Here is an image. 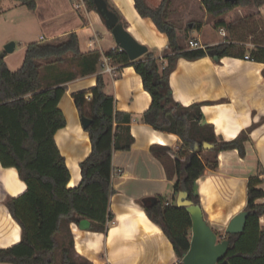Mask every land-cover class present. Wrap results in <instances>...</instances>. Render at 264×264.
<instances>
[{
	"label": "trees",
	"instance_id": "1",
	"mask_svg": "<svg viewBox=\"0 0 264 264\" xmlns=\"http://www.w3.org/2000/svg\"><path fill=\"white\" fill-rule=\"evenodd\" d=\"M14 1L29 9L36 7L35 0ZM86 2L97 11L93 0ZM107 2L126 27L120 11L110 0ZM202 3L207 13L216 18L215 26L220 28L232 25L231 21L221 18L224 14L236 7H259L264 0H202ZM135 7L142 17L151 18L157 28L167 34L165 62L161 63L152 51L135 61L118 47L106 55L115 64L133 66L142 77L144 88L152 96L150 107L143 113V121L157 130L175 133L182 140L183 147L176 152L167 145L151 146L153 154L163 162L168 178L174 181V199L184 190L189 199L200 204L196 182L207 166L201 153L206 150L215 158L220 151L238 149L240 155L245 156L248 134L243 131L229 141L219 138L213 124L202 122L203 103L184 106L174 99L169 77L181 57L190 60L207 55L217 59L234 55L243 57L245 47L224 42L205 49L185 50L181 40L188 27L183 29L169 20V0H162L157 7L149 6L145 0H135ZM2 11L0 6V13ZM68 54H72L85 72H95L101 67L102 52L83 53L76 32L70 33L68 39L59 44L29 43L23 64L16 70L10 69L5 59L0 58V161L4 167H16L27 185L23 194L7 200L11 215L22 228L21 240L13 246L0 248V262L96 264L77 252L70 225L89 219V230L105 233L112 217L110 201L116 193L112 183L113 154L116 150H129L134 143L129 127L132 116L115 108V97L105 91L102 73L97 75L94 87L73 94L81 116L91 119L86 131L92 150L80 163L81 181L70 187L71 173L55 139L56 132L67 122L59 108L67 86L57 84L44 88L41 70L42 61L64 64L69 59ZM249 57L264 62V48L253 50ZM206 142L213 147L205 149ZM214 163L212 167H216ZM262 197L264 170L260 168L259 173L248 181L245 210L249 211V216L245 230L221 235V239L230 241L227 264H264V225L260 221L264 203L257 202ZM156 199L151 206L148 202L145 210L169 237L178 258L183 259L191 243V215L177 203L166 205V197Z\"/></svg>",
	"mask_w": 264,
	"mask_h": 264
},
{
	"label": "crops",
	"instance_id": "2",
	"mask_svg": "<svg viewBox=\"0 0 264 264\" xmlns=\"http://www.w3.org/2000/svg\"><path fill=\"white\" fill-rule=\"evenodd\" d=\"M35 1V9L13 1L0 13V17L9 18L13 25L23 29L29 38L26 45L43 40L59 44L76 32L83 53L99 50L104 55L117 47L100 13L88 4L86 10H78L73 0ZM110 1L126 21L125 28L164 63L167 34L161 32L151 18L139 14L135 0ZM202 7L205 15H211L203 3ZM235 9L221 16L232 22L230 27L218 28L222 40H205L201 35L195 38L193 30L198 26L201 32L203 24L190 16L182 17L179 24L169 16V20L183 29L188 27L181 40L185 50L205 49L224 42L245 47L243 57L217 59L207 55L194 60L181 57L169 77L174 99L184 106L203 103L202 122L213 124L219 138L229 141L243 131L248 134L245 156H241L238 149L223 150L208 161L201 153L207 166L196 182V192L205 219L218 231H225L230 220L245 210L248 181L260 168L264 170V62L246 57L253 50L264 48V3L259 7L250 6L246 14L237 10L239 14L233 16ZM215 20L214 17V23ZM4 58L9 66L7 55ZM41 63V70L45 67L47 73V79L42 75L44 88L57 84L67 86L59 102L67 122L56 132L55 139L71 173L70 187L81 181L80 163L92 150L73 94L94 87L97 75L102 73L105 91L115 97V108L132 116L129 127L134 143L129 150H116L113 154L112 183L116 193L110 201L112 217L108 229L105 233L83 230L79 224L71 223L77 252L96 264H176L179 258L173 243L162 227L150 219L145 208L158 196L166 197V205L177 202L174 181L168 178L163 162L153 154L151 146L167 145L176 152L183 143L177 134L157 130L143 121V113L150 107L152 96L144 88L140 74L133 66L113 62L117 76L104 72L103 64L95 72H85L80 65V69L73 72L63 70L57 63ZM63 72L65 74L57 75ZM212 163L216 167H212ZM120 168L122 172L117 174ZM26 189L17 168L4 167L0 161V248L13 246L21 240L22 228L11 215L7 200L23 194ZM257 202L264 203V197ZM260 221L264 225V215Z\"/></svg>",
	"mask_w": 264,
	"mask_h": 264
},
{
	"label": "water",
	"instance_id": "3",
	"mask_svg": "<svg viewBox=\"0 0 264 264\" xmlns=\"http://www.w3.org/2000/svg\"><path fill=\"white\" fill-rule=\"evenodd\" d=\"M234 1V0H230ZM97 11L100 13L109 30H111L116 44L121 47L129 56L130 60L135 61L148 52V46L140 43L129 31L116 12L110 9L107 0H93ZM16 44L10 42L5 47V52L0 54V58H4L6 53H12L15 50ZM81 122L86 129L91 119L86 116H81ZM213 147V144L204 143V148ZM153 203L157 201L152 199ZM177 205L185 207L192 218V237L190 248L183 257L184 264H227V253L229 250V239L219 240L218 234L207 222L201 204L194 203L188 197L187 191H180L177 195ZM248 210H243L236 214L226 227V233L238 234L245 230ZM79 227L83 230L91 227L89 219H83L79 223Z\"/></svg>",
	"mask_w": 264,
	"mask_h": 264
},
{
	"label": "rangeland",
	"instance_id": "4",
	"mask_svg": "<svg viewBox=\"0 0 264 264\" xmlns=\"http://www.w3.org/2000/svg\"><path fill=\"white\" fill-rule=\"evenodd\" d=\"M14 0H2L0 3V6L2 10L6 9L9 5L12 4ZM146 3L149 6H159L162 0H145ZM28 10V9H24ZM238 11H242L244 14H246L249 10V7H245V9H242V7H237L234 11L233 16H237L239 13ZM203 7H202V0H169V16L174 19L176 23L181 24L183 18L186 16L192 17L193 20H198L201 24H203V30L199 32V27L196 26L195 29L192 32V35L195 38H199V36H203L204 39L209 40H222L223 36L221 35V32H219L218 28L214 24V17L213 15H205L203 13ZM233 16L230 18V20L233 18ZM104 30H108L105 28ZM248 35V34H246ZM200 36V37H201ZM29 38H26L25 33L23 29L19 28L16 25H13L12 21L10 19H6L5 16L0 17V54L5 52V47L10 42H14L16 44V48L12 53H6L7 55V61L9 63L10 69L16 70L23 64L24 60V53L26 49V42ZM42 42H47V40H43ZM68 61L64 64H60L59 66L63 70H74L73 72H76L78 69H80L79 62L77 60H74L72 58V54H68ZM5 59V58H4ZM54 60V59H52ZM52 61H45L44 64H50ZM63 75V73H58L57 75ZM70 74V73H69ZM68 74V75H69ZM42 75L45 79H47V73L45 71V67L42 68ZM71 75V74H70ZM202 156L207 160H211V158H214V155L207 152L206 150L202 153ZM213 229L217 232L219 235V239H221L222 234H226V231H218L215 227ZM179 260V259H178ZM0 264H13V263H7V262H0Z\"/></svg>",
	"mask_w": 264,
	"mask_h": 264
},
{
	"label": "built area",
	"instance_id": "5",
	"mask_svg": "<svg viewBox=\"0 0 264 264\" xmlns=\"http://www.w3.org/2000/svg\"><path fill=\"white\" fill-rule=\"evenodd\" d=\"M73 6L74 8L78 10H86L87 9V2L86 0H73ZM224 34V32H223ZM118 47V46H117ZM115 49V48H114ZM119 51H124L121 47H118ZM247 58H249V55H246ZM102 64H103V71L104 72H110L117 76V67L112 64L111 58L107 56L106 54L102 57ZM122 169L116 170V173H121ZM115 174V173H114ZM75 224V223H74ZM176 264H184L183 259H179Z\"/></svg>",
	"mask_w": 264,
	"mask_h": 264
},
{
	"label": "flooded vegetation",
	"instance_id": "6",
	"mask_svg": "<svg viewBox=\"0 0 264 264\" xmlns=\"http://www.w3.org/2000/svg\"><path fill=\"white\" fill-rule=\"evenodd\" d=\"M151 204H153V201L151 200V201H149V206H151Z\"/></svg>",
	"mask_w": 264,
	"mask_h": 264
}]
</instances>
